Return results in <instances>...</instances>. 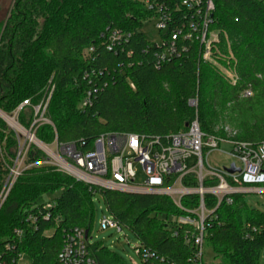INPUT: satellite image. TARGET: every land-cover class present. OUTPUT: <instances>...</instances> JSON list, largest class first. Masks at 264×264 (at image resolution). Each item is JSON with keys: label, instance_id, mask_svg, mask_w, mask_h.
Segmentation results:
<instances>
[{"label": "trees", "instance_id": "1", "mask_svg": "<svg viewBox=\"0 0 264 264\" xmlns=\"http://www.w3.org/2000/svg\"><path fill=\"white\" fill-rule=\"evenodd\" d=\"M213 2L209 36L218 39L210 61L194 39L180 44L178 56L160 62L163 46L142 32L144 21L154 15L142 1L14 0L0 23V111L11 115L28 101L18 122L29 130L34 108L47 103L45 118L52 125L39 126L37 139L48 145L56 139L75 142L83 150L93 149L103 134L164 136L186 131L195 119L204 134L223 136L215 132L219 123L248 112L253 121L240 124L236 138L263 143L264 0ZM88 92L92 104L81 108ZM246 92L251 98H242ZM191 99H197V109L189 105ZM0 149L1 203L19 150L17 136L1 119ZM44 158L31 145L26 164ZM216 184L207 180L203 186ZM184 185L199 186L194 179ZM98 195L117 224L138 238L141 258L149 252L154 264L187 263L192 247L167 226L172 216L183 213L167 196L90 190L53 167L32 166L16 179L0 207V264H18L21 254L29 264H57L67 232L83 228L91 234ZM229 198L231 203L224 198L215 210L217 199L205 196L206 209L214 211L206 240L224 264H264V212L250 206L246 194ZM182 204L196 208L199 197L184 198ZM16 230L23 231L21 240L13 239ZM90 249L98 264H127L103 243Z\"/></svg>", "mask_w": 264, "mask_h": 264}, {"label": "built area", "instance_id": "2", "mask_svg": "<svg viewBox=\"0 0 264 264\" xmlns=\"http://www.w3.org/2000/svg\"><path fill=\"white\" fill-rule=\"evenodd\" d=\"M142 2L145 3L147 10L153 12L151 20H156V27L162 35L160 44L163 50L159 54L160 62L178 56L180 44L194 39L200 42L203 48V59L210 61L212 44L218 39L216 34L209 36L215 12L213 0H181L180 3L168 0ZM174 23L175 28L169 33ZM248 95H251V92L245 93V96ZM91 104L92 94L88 92L81 108H87ZM28 105V101L23 102L11 115L0 111V119L17 136L19 142V150L14 165L10 168L5 187L7 191L0 207L16 179L32 166L53 167L75 181L86 184L90 190L97 187L105 191L167 196L183 213L172 216L167 226L173 236L181 235L185 244L192 247V254L186 264H205L204 243L207 228L210 226L208 220L214 212L206 209L205 196L211 195L217 199L216 210L224 198L231 203L229 197L233 194L264 191V188L250 189L251 186L264 185V142L253 145L239 141L236 132H232L229 127L224 128L226 136H208L201 131L199 122L195 119L186 131L164 136L103 134L96 139L93 149L83 150L75 142L62 144L56 139L53 144L48 145L37 139L35 133L39 126L52 125L45 118L47 103L34 108L35 117L30 129L23 128L18 122V115L22 108ZM189 105L197 109V99H191ZM1 114L16 122L18 128L12 127ZM22 139L25 140L23 145ZM222 144L231 146L232 151L228 155L239 161L240 166L233 163L239 172L230 174L225 169L217 172L206 164L205 158L208 153L219 149ZM31 145L43 153L45 158L39 163L27 165L26 154ZM22 158L25 159L26 165L23 169ZM137 166H141L146 173L144 184L136 183ZM227 168L230 169L231 165ZM191 179L198 182L197 188L184 185V182H190ZM207 180L217 181V184L204 187L203 183ZM193 195L199 197V206L185 208L182 200ZM47 208H50V205H47ZM45 217L49 218L50 215L46 214ZM100 228L101 230L113 228L121 232L124 227L119 226L107 212L100 221ZM23 234V231L16 230L13 239L21 240ZM89 238L90 234L83 228L67 232L58 254L57 264H98L91 254ZM5 247L6 250H10V244ZM138 248L139 246L136 248L137 253L141 256ZM142 258L145 264H154L153 254L144 252ZM22 259L23 254L19 255L18 264H26ZM160 262L163 263V259Z\"/></svg>", "mask_w": 264, "mask_h": 264}, {"label": "rangeland", "instance_id": "3", "mask_svg": "<svg viewBox=\"0 0 264 264\" xmlns=\"http://www.w3.org/2000/svg\"><path fill=\"white\" fill-rule=\"evenodd\" d=\"M136 1V0H135ZM143 1V0H138ZM14 0H0V23L7 20L10 11L13 7ZM142 32L146 36L147 40L160 44L162 42V35L156 27V20H145L142 27ZM251 95L245 96L242 94L243 99L251 98ZM252 114L248 112H242V115L236 113L230 114L229 117L223 120V122L217 125L215 132L222 133L226 136L227 133L224 128L229 127L232 132H236L237 136L241 133L239 127L242 125H250L253 121ZM22 139V145L24 144ZM232 151L231 146L222 144L219 149L211 151L205 158V162L209 167L217 172H222L225 168L229 167L233 163L236 166H240L237 159L228 155ZM23 163L21 169L25 168V159L22 158ZM146 180V173L141 166L136 167V183L144 184ZM263 188V187H262ZM250 189H261V187L251 186ZM262 193H248L246 194L247 203L264 212V191H258ZM56 194L46 199L52 200L58 197ZM94 209L95 217L93 223V230L90 234L89 244L103 243L111 252L116 253L122 257L127 264H144L142 258L138 255L136 248L139 246L138 238L127 228H122L121 232L116 229L110 228L108 230H101L100 221L104 215H107L106 207L100 196H94ZM52 233V232H51ZM23 263H29V259L23 254ZM224 259L221 255L214 253L212 246L205 240L204 243V263L205 264H224Z\"/></svg>", "mask_w": 264, "mask_h": 264}, {"label": "water", "instance_id": "4", "mask_svg": "<svg viewBox=\"0 0 264 264\" xmlns=\"http://www.w3.org/2000/svg\"><path fill=\"white\" fill-rule=\"evenodd\" d=\"M225 171L228 172V173H230V174H233L235 172H239L240 170L238 168H236L234 164H232L231 165V168L230 169L225 168Z\"/></svg>", "mask_w": 264, "mask_h": 264}, {"label": "bare ground", "instance_id": "5", "mask_svg": "<svg viewBox=\"0 0 264 264\" xmlns=\"http://www.w3.org/2000/svg\"><path fill=\"white\" fill-rule=\"evenodd\" d=\"M1 115H2V114H1ZM2 116H3V115H2ZM3 117L6 119V121H7L12 127H14V128H18L16 122H14L12 119L7 118V117H5V116H3ZM33 140L36 141L35 139H33Z\"/></svg>", "mask_w": 264, "mask_h": 264}]
</instances>
